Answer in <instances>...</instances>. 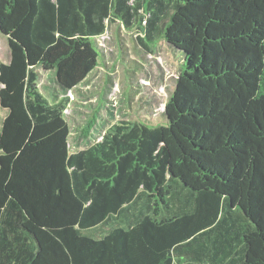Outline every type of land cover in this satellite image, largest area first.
<instances>
[{
    "label": "trees",
    "instance_id": "trees-1",
    "mask_svg": "<svg viewBox=\"0 0 264 264\" xmlns=\"http://www.w3.org/2000/svg\"><path fill=\"white\" fill-rule=\"evenodd\" d=\"M111 16L180 71L162 121L70 152L40 71L75 88ZM0 32V264H264V0H0Z\"/></svg>",
    "mask_w": 264,
    "mask_h": 264
},
{
    "label": "rangeland",
    "instance_id": "rangeland-1",
    "mask_svg": "<svg viewBox=\"0 0 264 264\" xmlns=\"http://www.w3.org/2000/svg\"><path fill=\"white\" fill-rule=\"evenodd\" d=\"M155 35L153 41H146V46L139 27L128 28L111 16L104 33L93 40L100 51L98 64L75 88L64 90L52 73L40 71L41 92L52 103L67 104L64 116L70 128V152L101 141L122 122L162 121L161 114L173 92L180 65L179 57ZM10 57L8 41L0 33V63H8ZM3 117L0 108V127ZM145 208V202L137 201L114 221L89 229L85 234L96 237L110 226L126 228Z\"/></svg>",
    "mask_w": 264,
    "mask_h": 264
},
{
    "label": "water",
    "instance_id": "water-1",
    "mask_svg": "<svg viewBox=\"0 0 264 264\" xmlns=\"http://www.w3.org/2000/svg\"><path fill=\"white\" fill-rule=\"evenodd\" d=\"M1 33V32H0Z\"/></svg>",
    "mask_w": 264,
    "mask_h": 264
}]
</instances>
